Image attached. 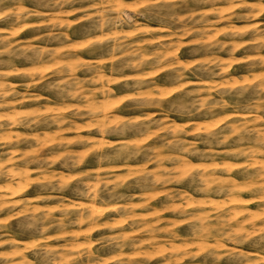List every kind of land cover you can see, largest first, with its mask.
Wrapping results in <instances>:
<instances>
[{
	"label": "clouds",
	"instance_id": "obj_1",
	"mask_svg": "<svg viewBox=\"0 0 264 264\" xmlns=\"http://www.w3.org/2000/svg\"><path fill=\"white\" fill-rule=\"evenodd\" d=\"M0 264H264V0H0Z\"/></svg>",
	"mask_w": 264,
	"mask_h": 264
},
{
	"label": "rangeland",
	"instance_id": "obj_2",
	"mask_svg": "<svg viewBox=\"0 0 264 264\" xmlns=\"http://www.w3.org/2000/svg\"><path fill=\"white\" fill-rule=\"evenodd\" d=\"M31 36V32L28 31V32H24L21 34V36L19 37L20 39H27ZM23 131V130H22ZM30 193H25V195H29ZM250 207H255L254 205H251ZM108 215H111V214H108Z\"/></svg>",
	"mask_w": 264,
	"mask_h": 264
}]
</instances>
